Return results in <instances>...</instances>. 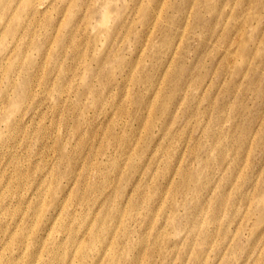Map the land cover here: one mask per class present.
Segmentation results:
<instances>
[{"label":"rangeland","instance_id":"rangeland-1","mask_svg":"<svg viewBox=\"0 0 264 264\" xmlns=\"http://www.w3.org/2000/svg\"><path fill=\"white\" fill-rule=\"evenodd\" d=\"M0 264H264V0H0Z\"/></svg>","mask_w":264,"mask_h":264},{"label":"bare ground","instance_id":"bare-ground-1","mask_svg":"<svg viewBox=\"0 0 264 264\" xmlns=\"http://www.w3.org/2000/svg\"><path fill=\"white\" fill-rule=\"evenodd\" d=\"M37 6L39 7V4H37ZM15 158H16V157H14L13 159H11L12 163H13V161L15 160Z\"/></svg>","mask_w":264,"mask_h":264}]
</instances>
